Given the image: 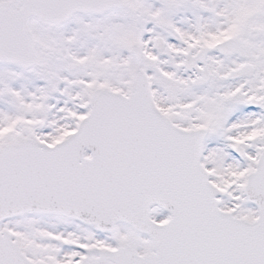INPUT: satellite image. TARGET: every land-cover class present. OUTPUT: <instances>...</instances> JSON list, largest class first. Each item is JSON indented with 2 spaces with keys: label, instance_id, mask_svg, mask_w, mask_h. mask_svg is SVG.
<instances>
[{
  "label": "snow or ice",
  "instance_id": "snow-or-ice-1",
  "mask_svg": "<svg viewBox=\"0 0 264 264\" xmlns=\"http://www.w3.org/2000/svg\"><path fill=\"white\" fill-rule=\"evenodd\" d=\"M0 264H264V0H0Z\"/></svg>",
  "mask_w": 264,
  "mask_h": 264
}]
</instances>
